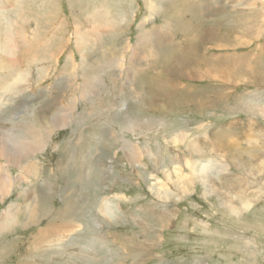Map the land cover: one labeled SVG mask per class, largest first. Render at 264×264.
Here are the masks:
<instances>
[{
    "label": "rangeland",
    "instance_id": "obj_1",
    "mask_svg": "<svg viewBox=\"0 0 264 264\" xmlns=\"http://www.w3.org/2000/svg\"><path fill=\"white\" fill-rule=\"evenodd\" d=\"M148 1L0 0V169L14 177L0 194V264H264V34L254 45L239 27L264 31V0ZM192 7L203 33L192 28L189 64L152 42L162 69L132 55L160 22L186 43ZM214 18L226 23L219 39L204 24ZM222 54L239 56V75L199 80L210 62L228 65ZM12 60L19 78L7 81ZM138 72H162V91ZM35 127L44 144L19 162L1 155Z\"/></svg>",
    "mask_w": 264,
    "mask_h": 264
},
{
    "label": "bare ground",
    "instance_id": "obj_2",
    "mask_svg": "<svg viewBox=\"0 0 264 264\" xmlns=\"http://www.w3.org/2000/svg\"><path fill=\"white\" fill-rule=\"evenodd\" d=\"M148 1V0H147ZM149 2V1H148ZM146 4V3H145ZM151 4V3H150ZM155 4V3H154ZM149 8V7H148ZM155 7H153V5H150V9L151 11L154 10ZM204 9L207 8V5H204L203 6ZM185 9V8H184ZM201 10H193V7H192V10H191V13H190V17H189V22L187 24V30H185L184 34L182 36H179L180 38H182L186 43L184 44H177L175 42H172V40H168L169 39H173L171 34L167 32V24H164L162 22H160V24L157 26H152L150 29H148L147 31H142L140 33V35L138 36V38L136 39V41L134 40V45L132 47V55L133 56H136V57H143L145 58L146 62L147 61H151L149 63V67H146L147 69H150V70H154L156 68L159 67V70L162 69V58L161 60L159 61L158 60V57H159V53L157 52L152 58L151 56H149L148 54V50L150 51L152 49V51L156 50V47L159 49V52L160 50L162 49V54L164 53H171V52H177L178 53V57L176 58V65L179 67V68H183L185 65L189 64L191 62V60L187 57V53L191 51L192 47L189 48V42L192 40V37L190 36V33L192 32V28L194 29H197V30H193V31H196L195 32V38H198L202 35L203 33V29L200 26V24L202 23L201 20L199 18V12ZM221 11L217 12V13H220ZM240 13V12H239ZM227 12H224V15H226ZM222 15V14H221ZM219 15L218 18L221 16ZM218 18H214L213 20L215 21V25L214 26H211L208 23H204L205 26L207 27V33L209 35H214V38L215 39H219L222 38L225 34L224 33H218L220 28L222 27V25H225V21L222 20V18L218 19ZM239 19V18H238ZM242 19V18H241ZM146 20V16L143 17V21ZM168 20V19H167ZM171 24V21L168 20ZM168 21H166V23H168ZM222 21V23H221ZM95 23L97 21H94ZM230 22V21H229ZM243 22V21H242ZM254 22V21H253ZM240 23V21H239ZM145 24V23H144ZM192 24V25H191ZM230 25V27L233 29L234 28V24H228ZM238 25V24H237ZM78 26V25H77ZM211 26V27H210ZM95 27L97 29L98 27V22L97 24H95ZM185 27V26H184ZM183 27V28H184ZM237 27V26H236ZM240 27V26H239ZM244 27V25H243ZM111 28V27H110ZM114 30V29H113ZM108 31V30H107ZM218 31V32H217ZM97 32V31H96ZM107 33V32H106ZM111 33V32H110ZM109 33V34H110ZM108 34V35H109ZM112 34V33H111ZM173 34V33H172ZM113 35V34H112ZM179 35V34H178ZM219 35V36H218ZM98 36H99V40L101 39L102 35L98 32ZM218 37V38H217ZM108 38V37H107ZM114 38V36H113ZM112 38V39H113ZM204 38V37H203ZM149 42H152V43H155L156 47H154L152 44L148 45V47L146 46ZM112 45V44H111ZM146 46V47H145ZM216 46L219 48V44L218 45H215V48ZM35 49H38L36 47H34ZM106 48V47H105ZM110 48V47H109ZM167 48L169 51H167ZM8 49V47H7ZM108 48L106 50V52H108ZM115 50V48H114ZM78 51L81 52V51H84V52H81L83 53V57L84 58H87V52H85V48H78ZM6 52V50H5ZM193 53L195 54V50H193ZM223 58H224V61L228 63L227 66L223 67V68H220L218 69L216 66L214 65H210L212 62H210L209 64L206 65V67L202 70V74H203V77L199 78V80H203V79H209L208 76H209V72L210 70H213V71H220L224 74H229V75H232L233 77H236L238 74H234V71L236 69H238V66H239V62H241V60L239 59V56L236 55V54H231V55H226V54H222ZM259 58V57H258ZM262 58V57H260ZM152 59V60H150ZM263 59V58H262ZM257 60V59H256ZM13 61L11 62V64H8L7 66H2L3 68L7 69V71L9 72L8 73V79L7 81H10L12 79H17L19 78V73L17 74V71L16 69L14 68L13 66ZM101 62L100 63H103L101 65V68H100V65H98L97 63V72L100 74V71H102L104 69V66L107 65V61H103V60H100ZM131 61L134 63L133 65V68L134 70H136L135 67L137 68H140L141 65L138 64L137 62H134V59L131 58ZM264 61V60H263ZM113 60L112 58L109 60V64L112 65L113 63ZM154 65V66H151V65ZM241 64L243 63H240V66ZM264 65V64H262ZM147 66V65H146ZM259 66V65H258ZM260 67V66H259ZM158 71V70H157ZM162 71V70H161ZM237 71V70H236ZM137 72V71H136ZM263 72H264V69H263ZM243 73V72H241ZM154 77H152V74L151 75H148L146 78L144 76H141V73H136V75L134 76L135 79L142 85H144L149 93L151 94H158L160 93V91H162V81L161 80H157V79H160L159 78V75L161 76L162 75V72L160 74H156L154 73ZM263 74V73H262ZM64 76L63 75V71H60L59 74H58V77H62ZM139 76L142 78H139ZM260 76H262L260 74ZM264 76V74H263ZM66 78V77H65ZM262 78V77H261ZM61 79V78H60ZM71 81V80H70ZM100 81V79L97 77V75H93L92 77L86 79L84 81V84H83V90H84V93H88V91H93L95 92V88L98 86V82ZM255 86V85H254ZM101 89V88H99ZM98 91V90H97ZM93 92H91L93 94ZM89 95V94H88ZM94 95V94H93ZM85 97V96H84ZM155 97V96H154ZM153 97V98H154ZM202 98H210V97H213V96H210L209 95H204V96H201ZM52 102H54V104H51ZM58 103L56 98L52 99L51 100H48V103H47V106L46 107H50L52 106H55V104ZM70 104V102L68 103ZM59 105V104H58ZM70 108V107H69ZM59 109V108H58ZM57 109V110H58ZM62 109V108H61ZM68 110V109H66ZM72 110V109H71ZM58 112V111H57ZM61 112V111H60ZM52 114H54L53 112L51 113V118H52V121L53 123L55 124H58L59 122H62L63 125L66 124V121H65V115H60V114H55L53 117H52ZM65 118L64 121H61V118ZM38 124V123H37ZM39 126H41L39 124ZM54 126V125H53ZM46 130V129H45ZM30 131H31V134H32V137L28 138V139H14V145L16 147H14L13 145L10 147V145L6 144L5 140H3L2 142V149L1 150H8V153L6 154H3L2 152V156H6L8 159L12 158L16 161H22V158L26 155H28V152L29 150L34 147L35 145H42L45 143V131L44 129H36L35 128H30ZM0 134L3 135L2 132H0ZM47 134V133H46ZM17 135V134H16ZM4 136V135H3ZM1 137V136H0ZM129 151L131 153H133V149H131L129 147ZM5 153V152H4ZM5 157V158H6ZM13 160V161H14ZM15 162V161H14ZM2 167V166H1ZM11 182H12V185L14 183V177H12L11 174L8 173V171H6L4 169V167H2L0 169V194L3 195V194H7V191H8V188L10 187L11 185ZM45 230V229H44ZM46 233V232H45ZM40 234V235H39ZM38 234V237L41 236V231L39 232ZM44 234V231L43 233Z\"/></svg>",
    "mask_w": 264,
    "mask_h": 264
},
{
    "label": "crops",
    "instance_id": "obj_3",
    "mask_svg": "<svg viewBox=\"0 0 264 264\" xmlns=\"http://www.w3.org/2000/svg\"><path fill=\"white\" fill-rule=\"evenodd\" d=\"M241 22H242V25L240 24V30H241V32H240V34H241L240 40L242 39V41H243V39L245 38V35H246V37H249V39L251 40V42L254 45H257L258 44V41H256V38L259 37V36H261V34H264V31L263 30L261 31V29L258 27L259 26V21H256V22H248L247 20L242 19ZM243 25H244V27H243ZM252 55H254V54H252L249 50H246L245 57L248 60L250 59V57ZM240 58L243 59V57H240ZM256 59H258L257 56H255L253 58V61L254 60L256 61ZM239 66H240V64H239ZM247 68L248 69H254L253 63L248 64L247 65Z\"/></svg>",
    "mask_w": 264,
    "mask_h": 264
}]
</instances>
